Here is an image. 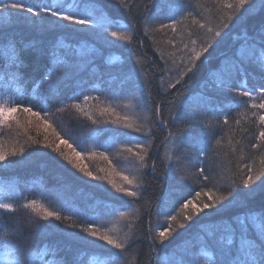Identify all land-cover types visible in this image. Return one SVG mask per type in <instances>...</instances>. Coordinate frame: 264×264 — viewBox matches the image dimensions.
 Instances as JSON below:
<instances>
[{
	"label": "snow or ice",
	"instance_id": "1",
	"mask_svg": "<svg viewBox=\"0 0 264 264\" xmlns=\"http://www.w3.org/2000/svg\"><path fill=\"white\" fill-rule=\"evenodd\" d=\"M207 4L219 15H203L200 0H0V130L25 137L11 146L0 143V173L43 159L41 167L56 180L49 188L41 179L39 193L29 196L17 183L0 184V264H80V255L71 261L59 256L57 245L28 244L29 236L34 241L49 232L63 236L68 250L73 244L98 250L105 257L99 264H139V241L146 239L154 253L179 229L201 221L206 235L198 239L211 264H264V83L249 87L245 67L264 73V0ZM255 9L261 13L255 34L245 30L241 48L222 54L220 66L202 81L217 95L202 93L192 106L185 93L211 61L209 50ZM13 24L41 38L5 30ZM69 38L74 44L65 42ZM145 40L153 42L159 63L140 54ZM95 43L102 47H91ZM103 49L127 53L133 71L101 72L96 59ZM146 71L153 80L160 73L155 88ZM229 93L240 99L222 103L220 96ZM233 108L248 127L240 128L241 119L233 127ZM32 128L43 138L32 136ZM68 128L83 131L74 138ZM237 128L250 154L237 155L232 147L225 158L220 133ZM96 156L111 171L85 163ZM149 176L168 185L155 213L168 225L158 231L150 219ZM177 189L186 192L182 203L170 199ZM258 195V209L223 226L211 221L229 208H248ZM120 221H127V231L107 227ZM185 256L179 264H196L195 253L186 248Z\"/></svg>",
	"mask_w": 264,
	"mask_h": 264
},
{
	"label": "trees",
	"instance_id": "2",
	"mask_svg": "<svg viewBox=\"0 0 264 264\" xmlns=\"http://www.w3.org/2000/svg\"><path fill=\"white\" fill-rule=\"evenodd\" d=\"M200 7L203 9L202 12L203 15H209L210 11L217 16L219 15L218 13H215V10L212 9L210 5L207 4V0H200ZM107 12L112 13L114 16H116L117 19L120 18L115 7L108 8ZM260 15L261 13L259 9H255L249 13H245V16L247 17L246 22L238 24L231 31L225 30L226 32H228V35L225 36L223 40H221L219 47H217L214 52L211 49L209 50L210 52H212L211 61L208 64L202 66L197 72V74L193 77V79L189 81L190 87L188 91L185 93L187 96L191 98L190 103L192 106H195L197 103H199V99L202 93H206L213 96L217 95L216 92L212 91L211 84L203 85L202 81L204 80L205 76L208 74L209 69L215 70L220 66V61L223 58L222 54L232 56L241 48V45L244 44L245 30H247L249 36H253L255 34V31L259 27ZM216 22H217L216 20L213 21V23ZM5 30L9 32L21 33L25 40L31 38H35V39L41 38L36 33L30 32L29 29L23 25L13 24L11 27L6 28ZM19 38L20 37H18V39ZM49 39H53V38L50 37ZM157 39H159L158 35H157ZM65 42L74 44V41H72L71 38H69V40H66ZM153 46L154 44L152 41L145 40V46L140 48L139 52L145 58H151L152 61L159 63V57L152 50ZM91 47L101 48L102 46L99 43H95L92 44ZM127 57L128 54L123 53L121 50L103 49L102 55L98 56L96 59V64L100 67V70L103 73H106L109 70L113 72H119L121 71V66L124 72H131L134 69V61L128 59ZM245 67L248 73L247 83L249 87L264 83V73H262L257 66L253 64H248ZM153 70L155 69L153 68ZM159 74L160 73L157 71L156 72L157 79L153 80V77L149 75L147 71L144 73V76L148 80H153V85H152L153 88H155V85L159 83L158 80ZM84 75L87 78V73H85ZM236 79L239 80V77L237 76ZM153 95L155 96V91L153 92ZM236 99H240V98L234 97L230 93L220 96V100L224 104H228L229 100H236ZM145 103H147V97H145ZM94 110L95 109H93V111ZM231 114L233 117V127H235L234 125L235 119H241L242 122L240 128L249 126L248 122L244 121L238 115L237 109L233 108ZM82 123L88 125V127H91L90 123L87 121H83ZM212 123H214V121H212ZM81 131H83L82 128L66 129L67 134L72 135L74 138L78 137ZM30 134L34 137H37L38 139L43 138L42 135L37 136L35 128H32L30 130ZM220 135L223 136V139L221 141V145L219 146V152L223 157L227 158V156L231 153L232 147H237L238 149L237 155L240 154V150L243 151V154L246 157L250 154L251 150L248 147L247 141L241 139V131L239 128H237L234 132L229 129H224L220 133ZM159 138L163 139V134H161ZM17 139L20 142H23L25 137L23 136V134L17 137L15 131L10 133L5 130H0V143L6 142L8 143L9 146H11V144L15 143ZM50 139H54V138L50 137ZM235 140H240V144L236 145ZM230 141H232L231 144ZM158 142L159 141H157V143ZM84 147L86 148L87 146ZM34 150L37 149H35L34 147L26 148V152L34 151ZM38 150L47 151L45 149H38ZM65 150L70 151L68 149ZM50 155H54V154L50 153ZM233 159H235V157H233ZM258 159L259 158L257 157V163H258ZM45 163L46 162L43 159H36L32 163L18 166L13 169L5 170L4 172L0 173V184L17 183L18 188L23 193V195L25 196L36 195L40 191L39 183L41 179L43 180L45 186L49 188L56 183L54 176L49 174V168L41 167V165ZM85 163H87L93 171H99V169H104L105 172L111 171L108 168V162L101 159L99 156H96L95 158L92 159H88L85 161ZM234 170L235 169L233 167V171ZM101 175H104V173H101ZM116 179L118 180V177H116ZM147 179H148L147 198L152 201V208H151L152 215L150 219L153 223L154 228L158 231L162 228H166L168 225V218L166 216L164 215L157 216L155 214L158 206L160 205L161 197L165 196V194L168 193V185L161 183L160 181L153 180L151 176H149ZM97 195L101 197L103 196L102 193H97ZM185 195L186 192L184 190L177 189L170 194V199L178 200L180 201V203H182L183 197ZM260 199L261 197L258 195L256 201L250 203L248 208H240V207L229 208L220 215L211 217V221L223 226L224 224H227L233 216L241 212L248 211L249 208L258 209L260 206L259 205ZM179 206L180 205L177 204L176 206L177 210L179 209ZM165 210H167V208H165ZM14 215L23 216V213L18 212ZM203 215H204L203 213L200 214V216ZM144 216L146 223L148 219V214L145 213ZM197 220H199V217H197ZM126 223L127 221H120L113 224L110 228L115 227L117 229H122L123 231H127V228L124 227ZM109 224L107 225V227L109 226ZM203 224L204 221H201L200 224L193 223L192 226L187 229H179L178 230L179 234H175L170 241H165L164 244H157L156 245L157 250L154 253L150 252L148 248V242L146 239L139 241L135 249V251L139 254V264H179V261L181 259L187 258L185 256L186 248L189 250V252L196 254L197 257L196 264H211L209 258L204 255V252L201 249V245L198 239L199 236L206 235V233L202 230ZM142 227L143 226H141V228ZM28 231L29 230L25 228L26 235ZM123 231L121 232V235L123 234ZM32 235H35L34 231ZM217 235H219V233H217ZM27 242L28 244L34 243L35 246L37 247L42 246L44 244H48L49 246L57 245L58 247L63 249L62 251L59 252V256H63L65 259L71 261L74 257L80 255L81 257L80 264H99V261L105 258L102 255H96L98 250L86 249L82 245L73 244L71 246V250H68L67 248L64 247V245L67 244L68 242L65 240L63 236H61L57 232H49V234L46 235L45 234L35 235L34 241L29 236L27 238ZM209 243L211 244V241H209ZM157 257L159 259H157Z\"/></svg>",
	"mask_w": 264,
	"mask_h": 264
},
{
	"label": "rangeland",
	"instance_id": "3",
	"mask_svg": "<svg viewBox=\"0 0 264 264\" xmlns=\"http://www.w3.org/2000/svg\"><path fill=\"white\" fill-rule=\"evenodd\" d=\"M112 225H113V224H112V223H110L108 227L110 228Z\"/></svg>",
	"mask_w": 264,
	"mask_h": 264
}]
</instances>
